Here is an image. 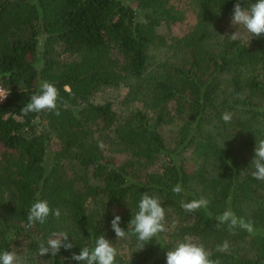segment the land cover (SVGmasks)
Masks as SVG:
<instances>
[{"label": "trees", "instance_id": "trees-1", "mask_svg": "<svg viewBox=\"0 0 264 264\" xmlns=\"http://www.w3.org/2000/svg\"><path fill=\"white\" fill-rule=\"evenodd\" d=\"M237 2L255 0H0V86L8 91L0 103V251L26 264H78L71 253L103 234L118 250L116 264H166L167 250L184 239L219 264H264V180L250 174L255 139L264 138V35L247 43L231 24ZM184 22L181 36L162 32ZM236 30L245 38L231 40ZM155 43L166 47L158 61ZM42 80L58 89L60 115L24 116ZM106 88L125 93L96 102ZM144 192L161 199L165 231L139 250L135 236L116 238L110 221L118 214L127 231ZM201 196L207 209L180 207ZM36 199L59 219L29 227ZM226 208L255 233L217 228ZM52 232H67L73 248L40 256ZM224 242L228 250L219 251Z\"/></svg>", "mask_w": 264, "mask_h": 264}, {"label": "clouds", "instance_id": "clouds-1", "mask_svg": "<svg viewBox=\"0 0 264 264\" xmlns=\"http://www.w3.org/2000/svg\"><path fill=\"white\" fill-rule=\"evenodd\" d=\"M231 24L241 26L246 33L247 38L243 37L241 32L235 31L229 35L230 39L245 38L247 43L251 37H260L264 35V0H255L249 3L247 7H241L237 2L234 4L231 15ZM37 70L42 67V64L36 65ZM8 91L0 89V101L6 99ZM59 91L53 83L47 80L39 82L36 92H34L29 102L24 104L20 112L24 116L30 113H40L42 111H51L59 116L58 110ZM63 101H61L62 103ZM224 122L232 120V114L224 112L221 115ZM254 154L250 162L251 176L256 180H264V138L255 139ZM99 146H103L102 142ZM172 192L182 194L183 189L179 183L172 187ZM161 199L158 196L149 195L147 192L141 194L138 202V211L131 216L128 221L127 231L120 226L121 217L116 214L110 221L112 230L116 238L124 239L128 236H135L138 242L139 250L143 249L146 242L151 241L159 233L165 231V208L161 206ZM210 201L206 197H199L189 201H180V207L188 212L195 213L200 209H207ZM54 215L59 219V210H53L49 207L46 200L36 199L31 203L27 212L28 226L34 223L44 224L49 215ZM217 225H226L229 231L237 228L242 229L249 234H254L256 229L251 220L237 216L231 208H226L221 214L216 217ZM9 238H13L10 233ZM94 242L90 248L88 246L80 247L79 253L72 252L71 259L78 264H116L118 250L113 244L105 238L103 234L91 237ZM38 254L44 256L51 254L55 256L63 247L66 251L73 248V243L69 241L67 232H52L46 241L38 244ZM229 245L224 242L218 246L219 251H227ZM211 253L206 250L202 243L193 241L192 239H184L178 241L174 247H171L166 252V264H219L218 260L210 258ZM0 264H26L25 258L18 255L14 251H0Z\"/></svg>", "mask_w": 264, "mask_h": 264}, {"label": "rangeland", "instance_id": "rangeland-1", "mask_svg": "<svg viewBox=\"0 0 264 264\" xmlns=\"http://www.w3.org/2000/svg\"><path fill=\"white\" fill-rule=\"evenodd\" d=\"M189 27V25L184 22L183 24H175L172 26L171 31H162L164 34H170L174 36H181ZM166 47L164 45H158V44H153L150 48L151 50V55L153 56L155 61L160 60L164 56ZM125 93L124 88H119L117 90H114L113 88H106L101 90L95 95V100L96 102H101L107 98H113L116 97L117 99H121L123 94ZM189 168L190 170L195 169V157L190 154L189 156ZM38 264H51L49 261H43L39 259Z\"/></svg>", "mask_w": 264, "mask_h": 264}, {"label": "built area", "instance_id": "built-area-1", "mask_svg": "<svg viewBox=\"0 0 264 264\" xmlns=\"http://www.w3.org/2000/svg\"><path fill=\"white\" fill-rule=\"evenodd\" d=\"M0 89H4V90H6L4 87H2V86H0ZM7 91V90H6ZM5 100V99H4ZM3 100V101H4ZM3 101H0V103H2Z\"/></svg>", "mask_w": 264, "mask_h": 264}]
</instances>
